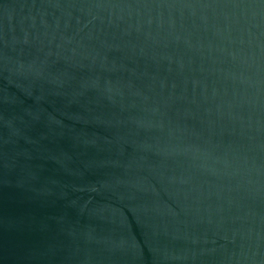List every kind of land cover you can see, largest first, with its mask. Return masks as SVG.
<instances>
[{
	"label": "water",
	"instance_id": "water-1",
	"mask_svg": "<svg viewBox=\"0 0 264 264\" xmlns=\"http://www.w3.org/2000/svg\"><path fill=\"white\" fill-rule=\"evenodd\" d=\"M0 264H264V0H0Z\"/></svg>",
	"mask_w": 264,
	"mask_h": 264
}]
</instances>
